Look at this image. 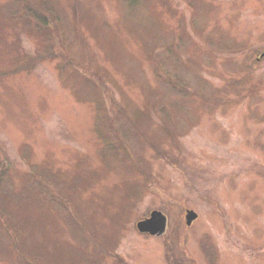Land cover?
<instances>
[{
    "label": "rangeland",
    "instance_id": "1",
    "mask_svg": "<svg viewBox=\"0 0 264 264\" xmlns=\"http://www.w3.org/2000/svg\"><path fill=\"white\" fill-rule=\"evenodd\" d=\"M43 1L34 62L0 0V264H264V0Z\"/></svg>",
    "mask_w": 264,
    "mask_h": 264
},
{
    "label": "trees",
    "instance_id": "2",
    "mask_svg": "<svg viewBox=\"0 0 264 264\" xmlns=\"http://www.w3.org/2000/svg\"><path fill=\"white\" fill-rule=\"evenodd\" d=\"M24 0H15L13 5H15L14 8V15L16 20L20 21H27L30 22L31 19L35 20L39 25H37L38 30L40 31L41 34H43L46 39H45V45L43 47V53L38 55L39 60H34L35 61H40V60H45V59H55L56 58V53L55 49L53 47V42L51 37H49V32H50V20H51V15L53 14V11L48 6V3L46 1H43L41 5L35 6V4H25L24 5ZM17 9V11H16ZM30 23H28L29 25ZM33 62V64H34ZM29 66V65H28ZM5 181V178H4ZM6 190L10 188L9 183L6 181ZM1 187V186H0ZM208 242V241H206ZM202 249L205 253V255L209 258V262L211 261L212 257V262L211 264H215L216 261V256L218 254V251L216 247L212 244L210 245L209 243H204L202 246ZM215 258V260H214ZM169 264H174L173 259L171 255H168L167 257Z\"/></svg>",
    "mask_w": 264,
    "mask_h": 264
},
{
    "label": "water",
    "instance_id": "3",
    "mask_svg": "<svg viewBox=\"0 0 264 264\" xmlns=\"http://www.w3.org/2000/svg\"><path fill=\"white\" fill-rule=\"evenodd\" d=\"M264 58V54L262 56ZM198 219V215L193 211H188L186 216V224L191 227ZM137 229L141 234H148L152 237H163L168 231V218L162 212L155 211L149 219L140 222Z\"/></svg>",
    "mask_w": 264,
    "mask_h": 264
}]
</instances>
